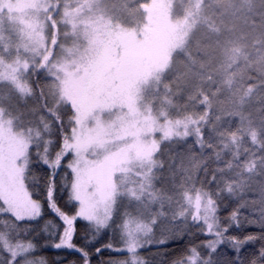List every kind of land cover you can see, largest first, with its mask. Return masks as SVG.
Wrapping results in <instances>:
<instances>
[{
	"label": "snow or ice",
	"instance_id": "obj_1",
	"mask_svg": "<svg viewBox=\"0 0 264 264\" xmlns=\"http://www.w3.org/2000/svg\"><path fill=\"white\" fill-rule=\"evenodd\" d=\"M231 0H0V264H264V40Z\"/></svg>",
	"mask_w": 264,
	"mask_h": 264
},
{
	"label": "trees",
	"instance_id": "obj_2",
	"mask_svg": "<svg viewBox=\"0 0 264 264\" xmlns=\"http://www.w3.org/2000/svg\"><path fill=\"white\" fill-rule=\"evenodd\" d=\"M234 12L241 5L242 14L234 12L229 18L232 35L237 43L259 47V41L264 40V0H231Z\"/></svg>",
	"mask_w": 264,
	"mask_h": 264
},
{
	"label": "rangeland",
	"instance_id": "obj_3",
	"mask_svg": "<svg viewBox=\"0 0 264 264\" xmlns=\"http://www.w3.org/2000/svg\"><path fill=\"white\" fill-rule=\"evenodd\" d=\"M241 9H242V7H241V5L239 4V5L236 6L234 12L237 13V14H242V10H243V9H242V10H241Z\"/></svg>",
	"mask_w": 264,
	"mask_h": 264
}]
</instances>
